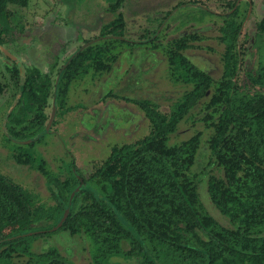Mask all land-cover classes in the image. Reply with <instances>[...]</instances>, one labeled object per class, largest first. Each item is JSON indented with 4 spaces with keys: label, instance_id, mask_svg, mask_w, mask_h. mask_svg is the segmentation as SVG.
<instances>
[{
    "label": "trees",
    "instance_id": "16d2710c",
    "mask_svg": "<svg viewBox=\"0 0 264 264\" xmlns=\"http://www.w3.org/2000/svg\"><path fill=\"white\" fill-rule=\"evenodd\" d=\"M237 1L218 3L217 10L225 15L219 38L224 45L220 79L215 81L182 53L195 36L177 40L165 50L168 72L189 89L168 113L148 100L124 97L143 110L148 134L113 146L87 178L74 159L65 171L48 169L39 154L35 158L39 139L34 136L48 123L50 115L40 109L49 100L54 101L56 118L72 111L76 106L66 107L72 84L88 74L110 72L118 59L112 54L116 45L139 44L125 37L121 11L125 0H107V13L113 18L101 26L100 37L108 40L83 51L78 47L56 73L57 79L36 68L21 74L14 64L4 65L15 92L3 118V140L13 146L11 157L16 164L41 173L54 203H40L37 194L0 173V264H73L52 237L84 242L91 264H264V59L250 68L242 66L249 47L255 49L264 40V18L249 37L242 32L246 14L237 21ZM190 2L208 12L207 3L188 0L184 4ZM28 4L29 0H0L1 55V48L15 44V33L22 31L11 21L12 9ZM155 35L154 31L140 44ZM6 87L0 82V96ZM197 106L201 122L210 130L209 168L220 172L207 175L205 193L226 225L205 209L192 173L201 133L170 142ZM66 210V220L52 231ZM25 220L29 221L17 228ZM112 259L121 261L112 263Z\"/></svg>",
    "mask_w": 264,
    "mask_h": 264
},
{
    "label": "rangeland",
    "instance_id": "374dc122",
    "mask_svg": "<svg viewBox=\"0 0 264 264\" xmlns=\"http://www.w3.org/2000/svg\"><path fill=\"white\" fill-rule=\"evenodd\" d=\"M182 1L188 0H125L121 8L126 22L125 37L131 40L146 39L157 29L158 42L134 49V46L128 43L115 44L112 54H117L118 59L112 66V71L100 76L88 75L76 81L70 87L66 103V107L76 108L57 115V118L55 115L56 123L51 124L49 132L46 131V126L45 130L41 128L36 131L34 137L39 139V142L34 147L35 158L40 155L46 161L48 169L57 173L60 169L65 171L69 161L74 159L76 167L87 178L92 174L94 167L109 156L113 146L130 144L146 136L149 131L148 120L143 110H140L138 105L124 100V97L148 100L159 111L169 112L171 105L189 89V86L172 79L168 72L165 50L172 47L173 40L184 35H193L196 39L190 41V48L182 53L198 68L210 74L215 81L220 79L223 72L224 45L219 38L220 28L225 21V15L217 10L220 0H201L207 3L208 7H204L205 9L217 11L213 15L200 7L182 6L167 17V12ZM249 1L252 3L251 12L248 22L243 24L242 32L252 35L257 22L264 18V0ZM247 3V0L238 2V22L242 21L248 11ZM108 4L107 0H29L26 8H13L14 16L11 21L22 30L15 33L18 40L13 51L17 55H26V50L36 47V41L32 38L36 32H46L49 37L52 33L55 39L52 46H37V49L32 51L34 57L31 52L29 58H20L17 64L22 69L36 66L44 74L49 73L56 61V67L51 72L54 78L57 68L79 44L103 38L100 37L101 26L113 18L107 13ZM57 39L64 43L60 53L57 52ZM150 45L155 47L150 48ZM246 46L250 44L247 42ZM249 51L243 58V67L250 68L264 59V40L255 49L250 46ZM5 64V57L0 54V82L7 86L0 96V173L37 194L40 203L50 205L54 200L49 197L45 178L39 171L16 164L11 157V144L5 142L2 137L3 118L14 103L15 92L14 86L8 80L9 73ZM107 92L116 94V97L106 96ZM51 108L52 101L49 100L40 111L49 116ZM201 118L202 114L197 106L190 117L179 124L170 142L178 143L197 132L201 133L200 148L192 173L195 175L198 194L205 209L217 221L226 225L225 219L212 208L205 193L204 181L207 175H220V172L216 167L209 168L211 155L206 140L210 130L205 128ZM28 221L20 223L17 228ZM50 240L73 264H91L87 245L78 238L73 237L68 241L66 237H62L56 241L52 237ZM118 261L121 259H112V263Z\"/></svg>",
    "mask_w": 264,
    "mask_h": 264
},
{
    "label": "flooded vegetation",
    "instance_id": "af4514ba",
    "mask_svg": "<svg viewBox=\"0 0 264 264\" xmlns=\"http://www.w3.org/2000/svg\"><path fill=\"white\" fill-rule=\"evenodd\" d=\"M190 1V0H189ZM240 0H238L237 2H236V4H235V8L237 7V5H238V2H239ZM183 2V5L182 4H180L179 6H175V7H173L172 9H171V13H172V11H175L177 8H179V7H182V6H190V7H197L196 5H191V2L190 3H188V5H186V4H184V1H182ZM181 2V3H182ZM247 2H248V0H247ZM248 4V8H249V2L247 3ZM252 5V4H251ZM208 10V13L209 14H216V12L217 11H210V9H207ZM218 11H220V10H218ZM169 12V11H168ZM167 12V13H168ZM222 12V11H221ZM247 13H248V11H247ZM247 13H246V16H247ZM221 14H223V12L221 13ZM166 16H167V14H166ZM246 16H245V18H246ZM166 18V17H165ZM164 20V19H163ZM162 20V21H163ZM248 20H249V18H248ZM245 21V20H244ZM248 22V21H247ZM52 31H53V29H52ZM155 32H156V35H155V37H154V39H152L151 41H147V43H141L140 44V42L142 41H145V40H147V39H140V41L139 40H131V39H129L130 41H136V42H139V44H134V45H132V44H129L130 46H134L132 49H134V48H136V47H138V46H141V45H149L148 43H157L158 42V36H157V32H158V30L156 29V30H154ZM153 31V32H154ZM152 32V33H153ZM33 33V32H32ZM46 33V32H45ZM45 33H43V32H36V33H34V35L32 36V35H30V36H32V38L36 41V42H34V44H35V48L33 49V47L32 48H29L28 50H26V55H28V56H26V55H22V56H20V55H17L13 50L15 49L14 48V44L13 45H9L8 47H5V49L4 48H1V51L2 50H6V51H8V50H11L10 52H9V54H11V56H13V58L14 59H11L10 57H8V56H6L4 53H3V51H2V53L4 54V57H5V59H6V64L7 65H9V66H11V65H15L17 68H19V70H20V72H21V74L23 73L22 72V70L23 71H25L26 69H29V68H24V69H22L18 64H17V60H20V58H23V59H26V58H29V56H30V54H31V52L33 51V50H36L37 49V46L38 47H40V48H42V47H46V46H52L53 44H52V41L53 40H55V39H53V37H52V33H51V36L49 37L48 35H46ZM152 33L150 34V36L152 35ZM29 36V37H30ZM149 36V37H150ZM185 36H188V35H184L183 37H180V38H178V39H175V40H173V42H172V44L171 45H173V44H175V42L177 41V40H179V39H182V38H184ZM190 36H193V35H190ZM248 36L249 37H251L252 35L251 34H248ZM32 38H29V40H31ZM148 38V37H147ZM251 40V43H253L252 41V39H249V41ZM57 52L58 53H60V52H62V46L64 45V43H62L61 41H59L58 39H57ZM37 43V44H36ZM83 44H85V42H82L81 44H79L77 47H76V49L78 48V47H80L81 48V46L83 45ZM248 44H249V42H248ZM66 45V44H65ZM152 47H155L154 45L152 46V45H150V48H152ZM249 47V46H248ZM79 48V49H80ZM75 49V50H76ZM155 49V48H154ZM74 50V51H75ZM187 50V49H186ZM185 50V51H186ZM250 52V51H249ZM14 53V54H13ZM72 54V53H71ZM70 54V55H71ZM187 58H188V56L185 54V53H183ZM16 55V56H15ZM69 55V56H70ZM3 56V55H2ZM68 56V57H69ZM32 57H34V53L32 52ZM67 57V58H68ZM246 57V56H245ZM67 58H65L64 60H63V62H62V64H61V66H59L58 68H57V70H56V72H55V75H54V77L57 79L58 78V76L56 77V73H58V71L61 69V67L63 66V63H64V61H66V59ZM37 60V59H36ZM58 61V60H57ZM38 63V62H37ZM54 67L52 68V66H51V70H49V73H44V74H48V75H51V72H53V70H54V68L56 67V61L54 62ZM31 68H36V69H38V70H40L39 68H37L36 66H34V67H31ZM112 71V70H111ZM110 71V72H111ZM40 72H41V70H40ZM42 73V72H41ZM104 73H109V72H103V73H99V74H96V75H98V76H100V75H102V74H104ZM89 76L90 75H92V74H88ZM87 75V76H88ZM210 75V74H209ZM86 76V77H87ZM93 76V75H92ZM211 76V75H210ZM52 77V76H51ZM212 77V76H211ZM74 84V83H73ZM72 84V85H73ZM3 95V94H2ZM108 95H113L112 97H116V94L114 95V94H112L111 92H107V94H106V96H108ZM133 100H136V99H133ZM53 102V101H52ZM150 102V101H149ZM132 103V102H131ZM139 107V106H138ZM139 109L140 110H142L140 107H139ZM51 110H52V108H51ZM112 110H115V109H112ZM88 252V251H87Z\"/></svg>",
    "mask_w": 264,
    "mask_h": 264
},
{
    "label": "water",
    "instance_id": "95a60500",
    "mask_svg": "<svg viewBox=\"0 0 264 264\" xmlns=\"http://www.w3.org/2000/svg\"><path fill=\"white\" fill-rule=\"evenodd\" d=\"M248 2H249V8H248V13H247V16H246L244 22H246V21L248 20L249 14H250V12H251V7H252V5H251V2H250L249 0H248ZM115 38H116V39H119V40H123V37H115ZM104 39H108V38H107V37L96 38V39H93V40H91V41H88L87 43H85V44H83V45L81 46V48L79 49V51H83V50L86 49L88 46H90V45H92V44H95V43H97L98 41H101V40H104ZM2 51H3V53H4L6 56L10 57L11 59H14L13 56H11V54H9L8 51H6V50H2ZM55 114H56V107H55V104H54V101H53V102H52V110H51V113H50V117H49L48 123H47V125H46V131H49V128H50L52 122L54 121ZM27 143H28V141H27ZM67 214H68V210H66V211L64 212V215L62 216V218H61V220L58 222V224L55 225V226L51 229L52 231H55V230H57L59 227L62 226V223H63V222L66 220V218H67Z\"/></svg>",
    "mask_w": 264,
    "mask_h": 264
}]
</instances>
